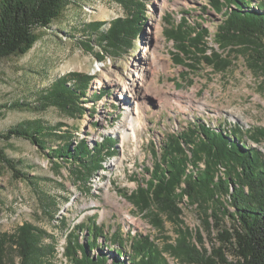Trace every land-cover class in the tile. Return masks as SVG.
Here are the masks:
<instances>
[{
  "label": "trees",
  "instance_id": "1",
  "mask_svg": "<svg viewBox=\"0 0 264 264\" xmlns=\"http://www.w3.org/2000/svg\"><path fill=\"white\" fill-rule=\"evenodd\" d=\"M74 1L0 0V59L26 54L38 40L36 30L49 28ZM111 1L124 9L125 16L111 21L104 32V22L92 23L88 33L95 38L90 37L89 44H83L84 50L95 54L98 60L131 51L142 38L147 20L148 0ZM210 6L216 14H221L214 36L218 50L208 45L206 40L211 33L203 25H188L184 17L175 22L169 17L171 21L164 36L173 42L174 65L189 73L199 71L204 65L222 74L241 57L252 72L264 75L263 2L210 0ZM91 44H96L100 52L95 53ZM94 80L89 74L69 73L46 91L38 92L31 103L19 101L0 106V117L5 111L44 112L54 108L68 119L83 118L88 114L87 102L97 103L109 94L103 91L89 97ZM63 126L62 123L46 126L40 120L23 122L1 132L0 144L16 139L29 141L40 151L48 152L55 169L67 166L74 181L86 187L105 171L107 162L115 157L116 145L91 144ZM188 130L182 135L168 136L160 152L154 147L153 167L146 169L149 179L139 183L131 194L121 191L122 197L153 228L162 231L166 222L174 225L178 236L175 244L160 250L150 237L128 234L123 238L118 232L109 234L105 226L92 219L68 228L64 253L67 264H168L165 253L181 264H264L263 153L222 126L195 123ZM255 134L246 137L258 143L260 138ZM110 139L105 140L111 143ZM52 141L59 145L51 147ZM0 163L15 179L34 185L44 213L56 218L60 212L57 200L37 189L34 178L22 171L23 161L10 158L0 146ZM185 198L187 204L196 206L202 222V228L194 235L184 228L182 220L181 205ZM226 221L230 222L229 228L223 226ZM215 232L218 235L213 237ZM52 238L31 223L23 224L13 234L0 233V264H10L11 252L20 259L19 264H58L54 256L56 245L46 243ZM207 239L213 241L211 250L205 248ZM230 254L235 257L232 262Z\"/></svg>",
  "mask_w": 264,
  "mask_h": 264
},
{
  "label": "rangeland",
  "instance_id": "2",
  "mask_svg": "<svg viewBox=\"0 0 264 264\" xmlns=\"http://www.w3.org/2000/svg\"><path fill=\"white\" fill-rule=\"evenodd\" d=\"M256 1L264 5V0ZM146 5L142 38L120 57L98 60L95 54L84 50L83 44H89V25L104 22L102 31H107L111 21L125 16L124 9L111 0H75L49 28L36 30L38 40L26 54L0 59V106L19 101L31 103L38 92L46 91L57 79L73 72L95 77L89 97L103 91L109 93L97 103L87 102L88 114L77 120L66 118L54 108L44 112L5 111L0 117V133L23 122L40 120L46 126L62 123L64 130H72L80 140L88 139L91 144L116 145L115 157L107 162L105 171L83 187L74 181L67 166L55 169L48 152L40 151L29 141L16 139L0 144L10 158L23 161L22 171L34 178L39 191L57 200L60 211L54 219L46 215L34 185L15 179L0 163V233L13 234L26 223L42 228L53 237L46 243L56 245L54 256L58 264H67L64 253L68 228L92 219L105 226L109 234L118 232L123 238L128 234L150 237L160 250L175 244L178 236L174 225L166 222L162 231L153 228L121 192L131 194L139 183L149 179L146 169L154 163L151 150L155 147L160 152L168 136L189 132L195 123L222 126L264 155V75L252 72L241 57L222 74L204 65L189 73L172 61L174 45L164 36L169 17L175 22L184 17L188 25H203L211 33L206 40L208 45L218 50L214 36L221 14L213 11L210 0H148ZM156 31L161 37L158 50L170 61L165 70L151 65L154 48L143 59L148 38ZM91 45L95 53L100 52L96 44ZM132 81L138 85L153 84L159 96H149L145 102L144 127L139 130L138 141L123 143L119 127L126 122L127 106L135 105L128 92L123 94L124 85ZM251 133L260 138L258 143L247 139L246 134ZM108 138L111 143H107ZM58 145L50 143L53 148ZM121 159L122 164H117ZM200 166L204 168L203 164ZM117 203L121 206H116ZM187 203L185 198L181 205L182 220L184 228L194 235L202 228V222L196 206ZM223 226L229 228L230 222H224ZM217 235L215 232L213 237ZM101 242L104 244V239ZM212 242L207 239L205 248L211 250ZM228 256L230 262L235 260L233 254ZM165 257L168 264H181L169 254L165 253ZM9 258L10 264H19L14 252Z\"/></svg>",
  "mask_w": 264,
  "mask_h": 264
},
{
  "label": "bare ground",
  "instance_id": "3",
  "mask_svg": "<svg viewBox=\"0 0 264 264\" xmlns=\"http://www.w3.org/2000/svg\"><path fill=\"white\" fill-rule=\"evenodd\" d=\"M161 45V37H159V31H156L153 37L148 38L146 49L144 50L143 59L145 60L147 52L154 48L152 54V66L158 67V69H168L170 67L169 58L161 54L158 50ZM138 82L132 81V83L124 85V92H128L131 97L134 99V106L128 105L126 112V122L119 127V130L122 133V141L125 143L131 139L138 141L139 139V130L144 127L143 117L145 102L149 96H159L158 91L153 87V84L150 85H138ZM130 86V87H129ZM130 88V90H129ZM132 115V116H131ZM129 121L127 122V120ZM122 159L117 164H122ZM109 193V192H108ZM116 206H121L120 204H115Z\"/></svg>",
  "mask_w": 264,
  "mask_h": 264
},
{
  "label": "water",
  "instance_id": "4",
  "mask_svg": "<svg viewBox=\"0 0 264 264\" xmlns=\"http://www.w3.org/2000/svg\"><path fill=\"white\" fill-rule=\"evenodd\" d=\"M92 88V87H91Z\"/></svg>",
  "mask_w": 264,
  "mask_h": 264
}]
</instances>
